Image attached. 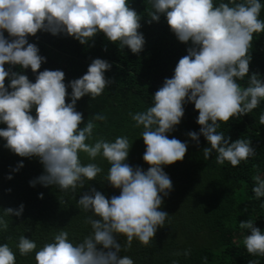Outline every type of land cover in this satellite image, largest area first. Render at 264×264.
I'll return each mask as SVG.
<instances>
[{
	"label": "clouds",
	"instance_id": "1",
	"mask_svg": "<svg viewBox=\"0 0 264 264\" xmlns=\"http://www.w3.org/2000/svg\"><path fill=\"white\" fill-rule=\"evenodd\" d=\"M147 3L148 23L159 22L162 15L166 16L178 40L191 42L193 46L179 60L174 76L166 78L156 91L153 105L129 113L134 126L143 129L140 134L146 145L143 159L150 165L144 171L126 163L132 147L128 136H117L114 141L94 137L96 121L107 122L105 114L97 113L80 127L83 114L76 110L77 101L86 95L94 100L104 93L111 83L105 72L112 65L104 59H94L86 74L71 81V103H67L69 85L64 82L65 73L39 71L46 58L39 54L36 44L28 41L29 36L44 31L65 34L86 45L103 33L121 50L129 48L138 55L145 45V37L139 31L142 15L131 6L130 0H0V123L7 125L6 129H0V137L6 140L5 147L20 157L40 159L45 174L30 181L33 187L37 183L45 187L55 185L63 193L74 194L104 171L97 163H82L80 154L84 153L90 161L97 157L106 160L110 167L105 180L121 190L120 195L109 200L93 188L91 194L85 193L78 200L77 206L83 212L93 214L85 219L91 233L78 243H73L69 232L61 229L53 234L52 242L37 250L34 240L21 235L16 244L20 255L27 257L35 252L36 264H134L132 258L121 257L119 253L129 250L134 239L149 246L170 217L160 210L163 196L169 195L173 188L163 166L183 161L187 144L169 139L166 133L180 124L185 103H194L199 112L200 134L210 145L203 149L205 160L215 152V164L227 162L236 167L256 156L250 139L230 142L231 138L218 129L232 118L252 113L264 101V80L259 74L248 77L246 87L238 82L244 81L250 71L254 35L264 33V20L259 18L264 5L260 0H221L219 4L214 0H147ZM5 31L11 40L5 38ZM5 64L31 68L38 73L35 83L27 75L6 70ZM6 79H10L7 87ZM33 108L35 117L31 114ZM259 123L264 125V113L259 116ZM188 135L199 142L196 132ZM254 168L252 191L259 200L264 197V176L257 166ZM61 203H65L63 198ZM260 206L264 208V203ZM23 211V204L19 209H3L0 231H8L7 217H20ZM239 228L251 232L243 239L247 252L264 257V233L252 220L240 222ZM116 235L126 237L123 249ZM97 245L107 251L98 250ZM190 254V249L173 253L186 258ZM203 259L207 264V257ZM0 264H16V254L8 243L0 245ZM172 264L179 262L173 260ZM249 264L259 261L251 260Z\"/></svg>",
	"mask_w": 264,
	"mask_h": 264
},
{
	"label": "trees",
	"instance_id": "2",
	"mask_svg": "<svg viewBox=\"0 0 264 264\" xmlns=\"http://www.w3.org/2000/svg\"><path fill=\"white\" fill-rule=\"evenodd\" d=\"M214 2L219 4L221 0ZM260 2L264 5V0ZM130 4L142 15L139 31L145 37V45L138 55L129 48L121 50L103 33H98L86 45L71 36L44 31L29 36L28 41L36 44L39 54L46 58L39 71L61 70L65 73L64 82L69 85L67 103H71V81L86 74L94 59H104L112 65L105 72V77L111 83L104 93L94 100L86 95L77 101L76 110L83 114L80 127L83 128L97 113L105 114L107 122L96 121L94 137L114 141L117 136H128L132 147L126 163L134 169L140 167L147 171L150 165L143 159L146 151L140 135L143 129L134 126L135 122L129 113L144 111L153 105L152 97L163 86L166 78L174 76L179 60L188 55V48L193 45L178 40L164 15L159 22L148 23L146 9L150 5L147 0H130ZM259 18L264 20V7ZM4 36L8 40L12 39L7 31ZM251 55L248 76L244 81H238L245 87L248 77L253 73L259 74L264 80V33L254 35ZM5 69L27 75L33 83L38 74L31 68L23 69L19 65L5 64ZM5 83L6 87L10 85V79H6ZM184 110L180 124L166 133L169 139L176 138L187 144L183 161L163 166L173 185L169 195L161 194L163 203L160 210L169 214V220L157 230L149 246L134 239L131 248L122 250L119 255L129 256L134 264H172L173 260L179 264H205L204 257H207V264H249L251 260L264 264V257L249 254L243 244L244 237L251 234L250 230L239 228L240 222L252 220L264 233V208L260 206L264 203V197L258 200L252 191L255 186L252 176L256 174L254 166L264 176V125L259 123V116L264 113V101L252 113L232 118L218 129L224 132L226 138H231L230 142L241 138L251 140L256 156L236 167L227 162L224 165L215 164V152L209 160L204 159L203 149L210 145L200 134L201 126L197 123L199 112L192 102L185 103ZM31 114L36 116L34 108ZM6 128V124L0 123V129ZM189 132H196L199 142L193 140ZM5 145L6 140L0 137V214L9 207L19 209L21 204L24 205V211L20 217L13 215L6 218L9 220V229L7 232L0 231V245L9 244L16 254V264H36L35 252L27 257L20 255L16 244L21 235L34 240L37 250L45 243L52 242L53 234L61 229L69 232V239L73 243H78L91 233V226L85 223V219L93 215L83 212L77 206L78 200L85 193L91 194L93 188L109 200L120 195L121 190L105 180L110 165L102 157L90 161L86 154L81 153L82 163H97L104 171L96 179L87 181L74 194L63 193L55 185L45 187L37 183L33 187L30 181L45 174L40 159L20 157ZM21 163L23 167H19ZM8 176H12V179H8ZM40 194H43V198ZM61 198L65 203H61ZM116 240L123 249L126 237L116 235ZM97 248L107 251L102 245H97ZM186 249L191 250L187 258L173 255L175 252L183 253Z\"/></svg>",
	"mask_w": 264,
	"mask_h": 264
}]
</instances>
